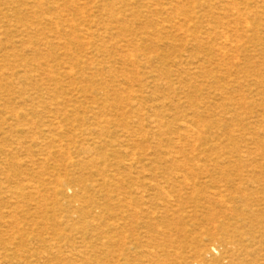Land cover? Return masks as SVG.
<instances>
[{
	"label": "rangeland",
	"instance_id": "1",
	"mask_svg": "<svg viewBox=\"0 0 264 264\" xmlns=\"http://www.w3.org/2000/svg\"><path fill=\"white\" fill-rule=\"evenodd\" d=\"M260 255L264 0H0V264Z\"/></svg>",
	"mask_w": 264,
	"mask_h": 264
},
{
	"label": "bare ground",
	"instance_id": "2",
	"mask_svg": "<svg viewBox=\"0 0 264 264\" xmlns=\"http://www.w3.org/2000/svg\"><path fill=\"white\" fill-rule=\"evenodd\" d=\"M171 10H172V9H171ZM173 14H174V13H173ZM180 18H181V17H180ZM176 25H177V24H176ZM200 129H201V128H200ZM261 186H262V185H261ZM165 188H166V187H165ZM257 188H258V187H257ZM257 199H258V198H257ZM255 200H256V199H255ZM260 209H261V208H260ZM237 228H238V227H237ZM253 246H254V245H253ZM242 248H243V247H242ZM253 254H254V253H253ZM253 254H252V255H253ZM260 257H261L260 259L264 260V256H263V255H262V256L260 255ZM163 260H164V259H163ZM253 262H254V261H253ZM168 263H170V262H168Z\"/></svg>",
	"mask_w": 264,
	"mask_h": 264
}]
</instances>
